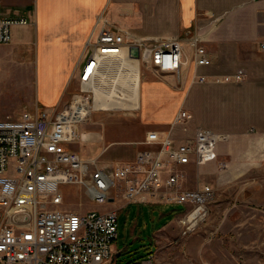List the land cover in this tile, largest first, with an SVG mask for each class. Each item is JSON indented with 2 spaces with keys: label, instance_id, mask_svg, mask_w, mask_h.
Returning a JSON list of instances; mask_svg holds the SVG:
<instances>
[{
  "label": "built area",
  "instance_id": "built-area-1",
  "mask_svg": "<svg viewBox=\"0 0 264 264\" xmlns=\"http://www.w3.org/2000/svg\"><path fill=\"white\" fill-rule=\"evenodd\" d=\"M26 17L3 14L0 3V43H10L13 29L29 25ZM193 48L194 78L199 82L243 80L237 71L210 76L202 71L212 64L198 34L189 38ZM139 47V57L130 48ZM264 51V42L260 44ZM127 55L158 71L180 73L185 63L180 39L133 42L107 22L90 35L77 64L80 92L59 109H25L12 118L0 117V264H113L118 237L117 207L70 210L62 186H84L90 201L184 204L181 218L188 234L209 213L215 188L209 183L191 187L188 166L200 167L216 156L228 134L199 126L193 136L176 137L173 129L191 118L183 108L170 127L150 129L132 160L101 164L84 157L71 144L85 139L79 124L93 111V84L110 59Z\"/></svg>",
  "mask_w": 264,
  "mask_h": 264
},
{
  "label": "crops",
  "instance_id": "crops-1",
  "mask_svg": "<svg viewBox=\"0 0 264 264\" xmlns=\"http://www.w3.org/2000/svg\"><path fill=\"white\" fill-rule=\"evenodd\" d=\"M0 3L4 15L23 16L30 20L28 28L14 27L16 40L34 30L42 53L60 52L47 59L44 58L49 54H41L43 61L39 75L49 79L43 82V93L41 91L42 95H39L46 99L47 107L56 104L54 102L60 98L61 92L56 89L61 73L72 74L86 40L98 29L99 23L94 20L96 12L103 11L114 20L123 19L127 31L135 30V34L143 38H180L185 60L180 73L162 71L160 79L145 77L143 81L140 74L139 104L130 108L139 110L136 124L132 118L128 126L136 125L133 136H127V128L123 126L125 135L122 140H107L98 129L86 127L85 141H90V150H97L91 157L104 155L115 142H123L126 151L127 145H131L122 159L101 158V164L110 166L117 160L134 159L136 152L146 147L142 143L146 130L151 127L166 131L183 108L192 116L174 127V136H193L199 126L229 134L228 139L219 143L216 159L200 167L188 166L190 177L199 173L200 178L207 177L221 183L223 179H233L232 171L238 167L233 165L234 162L238 163L244 157L253 161V157L261 154L264 141V52L260 44L264 42V0H0ZM193 33L200 35L212 60V64L202 71L210 76L244 71V79L196 81L194 52L189 43V36ZM45 61L54 68L53 75L44 72ZM52 77L54 82L50 81ZM91 119L102 123L100 117ZM247 127L253 128L257 135L250 136ZM221 159L229 160L228 168H220ZM239 169L242 171L243 168ZM198 186L191 184V187Z\"/></svg>",
  "mask_w": 264,
  "mask_h": 264
},
{
  "label": "rangeland",
  "instance_id": "rangeland-1",
  "mask_svg": "<svg viewBox=\"0 0 264 264\" xmlns=\"http://www.w3.org/2000/svg\"><path fill=\"white\" fill-rule=\"evenodd\" d=\"M94 20L97 23L107 22L112 28L124 33L127 40L133 42L180 39L140 37L133 30L137 27H132L134 32H129L123 19H111L103 14V11L96 12ZM18 26L28 28L30 25ZM22 35L21 40H16L13 35L10 43H0V117L16 118L23 110L32 109L38 104L47 107L46 99L39 95L43 93V82L49 79L47 76H42V79L39 75L43 61L41 54H49L44 58L47 59L52 55L56 57L60 52L42 53V49L38 48L34 30ZM83 51L84 46L81 56ZM81 56L71 75L61 73L56 89L61 92L60 98L54 102L55 106L49 105L47 108L59 109L80 92L76 72ZM140 67L142 81L145 77H162L163 72L154 69L150 64L140 61ZM56 68L59 69L60 66L56 65ZM53 69L49 63L46 64L44 72L53 75ZM50 81L54 82L53 77ZM92 97L94 101L93 94ZM138 112L139 110L135 109L93 110L88 119L79 124V131L85 133L89 125V129H98L107 140H122L125 132L127 136H133L137 130L135 122L139 119ZM96 116L101 118L102 123L92 122L91 118ZM132 118L136 120L135 124L128 127ZM123 126L127 128L125 132ZM150 129L154 128L149 127L146 132ZM247 130L250 136L257 135L253 128L247 127ZM88 142L90 141L85 139L79 140L72 143L71 147L85 155L84 157L95 156L97 150H90ZM121 143L123 144L120 141L115 142L108 152L98 155L99 159H122L128 154V147L131 145H127V152L123 149L126 146ZM217 156L216 152L213 159ZM244 158L242 161L238 160V163H233L238 165L232 171L233 179H223L221 183L207 177L200 178L202 175L199 173L196 177L191 174L190 186L209 183L216 191L207 217L188 234L183 232L181 223L184 204L156 203L151 198H144L146 201L142 203L131 201L124 206L121 205L122 200L114 204H98L90 201L83 185L64 184L61 189L65 195L66 206L70 210L83 212L88 209L117 207L119 228L118 237L113 243V264H264V141L261 144V154L253 157V161ZM228 162L229 160L221 159L220 168L226 169ZM241 167L242 171L239 169Z\"/></svg>",
  "mask_w": 264,
  "mask_h": 264
},
{
  "label": "bare ground",
  "instance_id": "bare-ground-1",
  "mask_svg": "<svg viewBox=\"0 0 264 264\" xmlns=\"http://www.w3.org/2000/svg\"><path fill=\"white\" fill-rule=\"evenodd\" d=\"M140 74L139 59L127 55L126 51L120 57L110 59L106 69L93 84V110L130 109L138 106Z\"/></svg>",
  "mask_w": 264,
  "mask_h": 264
},
{
  "label": "water",
  "instance_id": "water-1",
  "mask_svg": "<svg viewBox=\"0 0 264 264\" xmlns=\"http://www.w3.org/2000/svg\"><path fill=\"white\" fill-rule=\"evenodd\" d=\"M130 53L134 57H139L140 51L138 46H133L130 48Z\"/></svg>",
  "mask_w": 264,
  "mask_h": 264
}]
</instances>
